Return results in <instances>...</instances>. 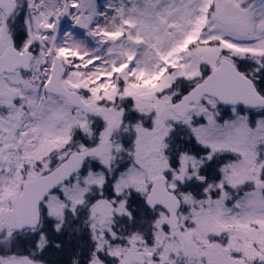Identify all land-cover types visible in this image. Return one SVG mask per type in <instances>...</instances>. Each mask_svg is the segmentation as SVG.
I'll use <instances>...</instances> for the list:
<instances>
[{
	"label": "snow or ice",
	"instance_id": "obj_1",
	"mask_svg": "<svg viewBox=\"0 0 264 264\" xmlns=\"http://www.w3.org/2000/svg\"><path fill=\"white\" fill-rule=\"evenodd\" d=\"M264 264V0H0V264Z\"/></svg>",
	"mask_w": 264,
	"mask_h": 264
},
{
	"label": "rangeland",
	"instance_id": "obj_2",
	"mask_svg": "<svg viewBox=\"0 0 264 264\" xmlns=\"http://www.w3.org/2000/svg\"><path fill=\"white\" fill-rule=\"evenodd\" d=\"M65 254H67V253H65ZM64 256H65L64 254L62 256H53L51 253H46L44 258L47 260H50V261L51 260H58L61 262V264H67L68 258L64 257ZM64 260H65V262H63Z\"/></svg>",
	"mask_w": 264,
	"mask_h": 264
},
{
	"label": "trees",
	"instance_id": "obj_3",
	"mask_svg": "<svg viewBox=\"0 0 264 264\" xmlns=\"http://www.w3.org/2000/svg\"><path fill=\"white\" fill-rule=\"evenodd\" d=\"M64 255H65L64 257H67V258H68V256H67L68 254H64ZM54 258H55V257H54ZM63 262H65V260H64Z\"/></svg>",
	"mask_w": 264,
	"mask_h": 264
}]
</instances>
